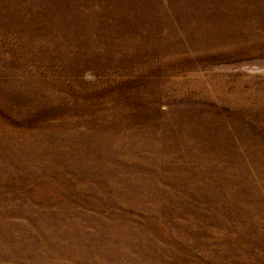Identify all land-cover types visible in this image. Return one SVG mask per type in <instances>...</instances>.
Segmentation results:
<instances>
[{"label":"rangeland","instance_id":"rangeland-1","mask_svg":"<svg viewBox=\"0 0 264 264\" xmlns=\"http://www.w3.org/2000/svg\"><path fill=\"white\" fill-rule=\"evenodd\" d=\"M219 1L0 0V264H264V0Z\"/></svg>","mask_w":264,"mask_h":264},{"label":"bare ground","instance_id":"bare-ground-1","mask_svg":"<svg viewBox=\"0 0 264 264\" xmlns=\"http://www.w3.org/2000/svg\"><path fill=\"white\" fill-rule=\"evenodd\" d=\"M219 4H224V1L220 0V1H219ZM245 6H246V5H245Z\"/></svg>","mask_w":264,"mask_h":264}]
</instances>
